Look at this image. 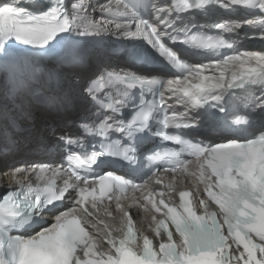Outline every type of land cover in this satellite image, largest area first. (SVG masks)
<instances>
[{
  "label": "snow or ice",
  "instance_id": "snow-or-ice-1",
  "mask_svg": "<svg viewBox=\"0 0 264 264\" xmlns=\"http://www.w3.org/2000/svg\"><path fill=\"white\" fill-rule=\"evenodd\" d=\"M105 37L125 45L124 67L98 49ZM252 39L264 43V0H0V151L15 153L39 113L63 161L3 173L0 264H264V49H245ZM120 162L125 175L97 171ZM161 166L195 192L166 202L151 188ZM113 200L119 228L98 219ZM134 206L152 213L153 238L138 236Z\"/></svg>",
  "mask_w": 264,
  "mask_h": 264
}]
</instances>
